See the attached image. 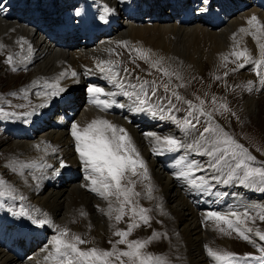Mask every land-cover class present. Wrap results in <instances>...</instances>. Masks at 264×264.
Segmentation results:
<instances>
[{
    "label": "bare ground",
    "instance_id": "1",
    "mask_svg": "<svg viewBox=\"0 0 264 264\" xmlns=\"http://www.w3.org/2000/svg\"><path fill=\"white\" fill-rule=\"evenodd\" d=\"M96 1L98 3L94 5L107 8L110 15L119 14L115 31L101 26L89 35L86 32L69 34L70 42L63 46L60 42L65 41L64 31L55 30L54 33L45 35L35 29V26H45L55 18L58 24L65 25L63 18L70 19V15L78 12L76 9L66 12L59 5L48 2L27 12L22 4L27 3L29 8L32 1L0 0V8L3 9L0 11V52L5 46L22 47V55L18 57L23 64H29V69L34 72V78L30 76L32 83L26 84L33 89L29 92L39 99V102L35 100L38 107L31 109L28 124L21 128L25 132L26 128L31 137H18L19 139L9 142L6 148L7 152H15L32 169L30 174L23 172L19 177L15 176L12 182L22 191L26 190L24 194L32 205L48 210H44L46 215L57 222H69L72 218L69 220L68 217L73 212L87 210L89 216L84 222H88L87 227L93 225L92 236H96L95 239L104 244L105 239L111 235L108 210L107 217L104 206L100 208L99 205V209H96V205L101 204V200L106 203L107 209L108 198L91 191L89 181L83 179L85 164L75 150L69 125L76 118L78 122L73 125L76 124L79 128L99 125L108 132L110 127L117 131L123 125L133 134L156 178L154 182L160 188L162 203L172 218L165 217L166 228L172 230L175 252L184 257L180 261L183 264H212L209 250L211 242L226 246L232 243L233 247L238 244L228 238H219L214 232V225L204 219L216 212H228L244 192L228 190L222 199L214 202L202 196L191 205L187 190L181 189L172 180L173 175L182 173L186 167L177 166L170 171L163 168L162 162L158 163L161 156L158 157L159 149L169 153L177 152L182 158H186L184 147L183 151H169L161 142L160 134L163 135V131L173 125L171 119L151 112L147 113L150 118L147 117L143 124L130 123L140 108L137 104L138 97L127 91L129 82H114V78L104 67L108 58L105 55L110 44L125 40L127 44L141 46L163 61L170 59L174 63L179 62L186 70L194 73L199 71L200 74L209 67L216 68L225 54L231 52L227 50L235 42L243 45L251 56L257 57L254 59H259L264 56V3L262 5L256 0H243L231 10L227 5L230 0H226V4L218 3L214 6L223 15L219 19H213L214 7L210 6V0L202 5L198 0H193L182 12L176 0ZM124 4H127V10L123 7ZM25 18L32 20L29 22L32 25L27 24ZM224 20L228 21L225 25ZM0 70H4L3 66ZM17 84L13 82L12 86ZM110 95L120 98V102H111ZM244 105L253 113L261 112L262 104L255 97H245ZM52 122L61 124L58 125L61 128H56ZM108 133L113 134L112 131ZM156 136L160 137V143L156 142ZM62 153L68 160L64 159L66 157ZM187 160L195 164L198 175L203 171L194 154L188 153ZM62 162L67 167L62 168ZM2 164L0 169L5 170L8 164ZM199 178L201 179L200 175ZM205 193H211L210 188ZM11 224L12 228L0 232V241H6L0 242V264H24L20 258L29 263L42 257L47 247L38 238L32 239V234L46 228L23 227L16 220ZM51 238L53 242V235Z\"/></svg>",
    "mask_w": 264,
    "mask_h": 264
},
{
    "label": "rangeland",
    "instance_id": "2",
    "mask_svg": "<svg viewBox=\"0 0 264 264\" xmlns=\"http://www.w3.org/2000/svg\"><path fill=\"white\" fill-rule=\"evenodd\" d=\"M34 1L39 2L40 0ZM58 1L64 8L74 6L85 9L87 28H90L94 22L98 25L108 22V13L102 6L94 5L98 3L96 0L89 2L84 8L80 2L85 0ZM177 1L182 12L193 0ZM242 1L232 0L231 2L230 0L227 5L232 10ZM256 1L262 5L264 3V0ZM198 3L202 5V0H198ZM218 3L226 4V0H210L212 8ZM213 10V19H219L223 15L219 8L216 10L214 7ZM79 18L81 17L75 19ZM116 22L117 19L111 20L113 25L109 26L113 32ZM124 41L117 40L109 45L110 49L105 55L108 58L104 67L109 70L112 76L114 75L119 83L129 82L127 91L138 97L137 104L140 107L141 104L143 105V110L137 109L138 113L142 111L145 112L144 116H147V110L148 114L152 112L157 116L171 119L173 125L167 127L163 131V135L160 134L161 142L165 138L177 140L181 145L180 151H183V147L185 148L186 158H182L179 153L168 154L162 165L171 164L169 170H173V166L186 167L182 173L173 175L172 180L177 182L181 189L187 190L190 204L197 202L198 199L195 200L194 196L198 192L201 195L205 194L211 201L222 199L228 190L244 192L241 199L231 206L228 212L223 214L216 212L210 215L211 217L204 219L214 225L216 230L214 232L218 234L219 238H228L238 244L233 247L230 243L229 247L211 242V249H209L211 263H229L228 261H217L213 257V254L217 253L230 255L236 264H246L244 258L246 254H250V257L254 259L249 258L247 264H261L259 258L264 256V239H261L264 237V220H261L260 216L264 215V192L259 189L264 187V182H262L264 181V56L254 59L257 57L251 56L243 45L235 42L231 46L232 49L227 50L231 52L225 54L226 56L218 62L216 68L215 66H213L214 68L209 67L200 74L199 71L194 73V71L186 70V67L179 62L177 64L170 59L163 61L141 46L133 47ZM21 48L5 46L0 52V69L2 66L4 69L0 72V74L2 73L0 75V165L3 166L2 163L6 162L8 164L5 168L6 172L4 169H0V224L2 220L10 222V224L16 220L23 227L46 228L44 232L33 233L32 239L38 238L43 241L47 250L42 253L40 261L37 259L35 262L27 263L28 261L25 259L20 258V260L24 264H68L71 259L73 264H79L80 257L71 249L60 246V252H56L57 245L54 242L62 230H67V236L63 239L71 242L73 237L79 236L85 241L79 245L81 250L87 251L95 248L102 252H113L114 254L108 257L109 264H130L128 257L116 258L119 253L129 250L127 244L118 243L122 236H117L116 233L126 234L131 231V235L127 237L128 241L146 243L145 248L141 249V253L145 258H153V264H155V260L161 261L162 264H183V261L180 260L184 257L175 252L174 239L171 237L172 230L166 228L164 222L165 217L172 218L162 203V198L159 195L161 194L159 193L160 188L154 182L156 178L153 171L147 158L135 142L133 134L123 125L116 131V135L121 139L127 137L129 141L126 145L128 154L137 161H143L145 167H138L135 174L130 167L125 172L120 187H117L114 181L108 182L109 188L105 195L108 198L107 209L106 203L101 200V204L96 205V209H99V205L100 208L104 206L106 216L108 210L109 225L111 226H109V233L111 235L105 239L104 244L97 238L95 239L96 236H92L93 225L87 227L88 222H84V219L89 216L87 210L73 212L68 217L69 220L72 218L69 222H65L66 220L57 222L46 215L48 210L44 209L46 210L44 211L32 205L24 194L26 190L22 191L12 182L15 176L19 177L23 172L30 174L32 169L24 164L15 152H7V145L18 137H31L26 128V132L21 128H24L29 122L31 109H36L37 102H39L38 97L29 92L32 87L27 84L32 83L34 72L31 68L29 69V64H23L19 59ZM13 82L18 84L12 86ZM212 83L214 84L212 85ZM111 97L109 96V98ZM245 97L257 98L263 106H261V112L253 113L252 110L246 108ZM75 120L73 121L77 124L78 119ZM174 120L178 123H175ZM74 122L69 125L70 133L72 132L70 126ZM55 124L56 128H61L58 126L61 124ZM181 125L185 127L182 128ZM209 128L212 131H208ZM109 131L111 130L109 129ZM108 132V136L111 137L113 134ZM70 137L73 138L72 134ZM163 147L167 148L164 144ZM205 148L207 151L203 155L198 154V151ZM220 148H227L228 151L220 152ZM188 153L194 154L199 160L200 167L203 169L199 174L201 179L197 174L195 164L187 160ZM62 154L66 157L64 153ZM253 157L254 159H252ZM64 159L68 160L67 157ZM225 159L226 164L223 162ZM52 166L54 167V164ZM185 173L187 175H184ZM191 180H194L195 183H190ZM242 180L244 183L241 182ZM207 188H210L211 193H205ZM132 208L136 209L135 214L132 213ZM118 216L121 217L120 220H117ZM43 221H50V223H46L43 227L39 226V222ZM25 232L27 231L25 230ZM52 235L55 239L53 242ZM221 247L223 248L221 249ZM9 254L13 253L9 252ZM50 254L55 255L56 258H52ZM235 254L240 258H237ZM45 257L49 258L45 259ZM137 264H139L138 261Z\"/></svg>",
    "mask_w": 264,
    "mask_h": 264
},
{
    "label": "snow or ice",
    "instance_id": "3",
    "mask_svg": "<svg viewBox=\"0 0 264 264\" xmlns=\"http://www.w3.org/2000/svg\"><path fill=\"white\" fill-rule=\"evenodd\" d=\"M206 0H202V3H205ZM0 11H3L0 8ZM109 12L108 9L105 10ZM111 82V81H110ZM178 123V121H175ZM184 128V125H181ZM72 136L75 141V150L79 153V158L82 163L85 164V172L83 174V179L89 181L90 190L97 193L98 195H106V190L109 188V181H114L117 184V187L121 186V181L126 171L131 167L132 172L135 174L137 168H144L145 164L143 161H137L132 156L128 154V149L126 145L129 143L127 137H121L116 135V129L111 128L113 135L111 137L108 136L107 132L103 129V127L89 126L85 129H80L76 125H72ZM208 131H212L211 128ZM156 142L160 143V137H155ZM163 144L167 146L169 151H176L181 147L178 144L177 140L172 138H165L163 140ZM133 151H135L133 149ZM207 151V148L202 151H198V154L203 155ZM220 152H227V148H220ZM215 155V153H213ZM254 159V157L252 158ZM226 164V159L225 161ZM61 167H67L65 163L62 162ZM184 175H187L185 173ZM244 183V181H241ZM264 182V181H262ZM190 183H195L194 180H191ZM261 192H264V187L259 189ZM132 213H136V209H131ZM146 211V210H145ZM261 220H264V215L260 216ZM121 217H117V220H120ZM46 223H50V221L39 222V226L43 227ZM139 226L138 224L136 225ZM131 227V226H130ZM117 236H122V239L118 241V243L127 244L128 251H124L119 253L116 257L119 259L120 256H125L129 258L130 264H153V258H145L142 256L141 249L145 248L146 243L141 242H129L127 237L131 235V231H128L126 234H122L120 232L116 233ZM67 236V230H62L60 236L57 237L54 242L57 245L56 252H60V246L65 248H69L75 253L78 257H80L79 264H109L108 257L112 256L114 253L109 251H99L95 248L91 250H81L79 248L80 244L85 243L79 236L73 237V241H67L63 239V237ZM264 239V237H261ZM67 255V253H64ZM236 255V254H235ZM52 258H56L55 255H51ZM213 257L217 261H228L229 264H235V261L231 259L230 255H220L217 253L213 254ZM237 258H240L236 255ZM49 257H45L48 259ZM250 257V254H246L244 258L247 264V260ZM254 259V258H252ZM261 264H264V256L260 257ZM68 264H73V261L70 259ZM155 264H162L161 261L155 260Z\"/></svg>",
    "mask_w": 264,
    "mask_h": 264
}]
</instances>
